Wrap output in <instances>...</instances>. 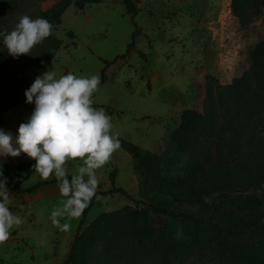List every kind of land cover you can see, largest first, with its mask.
I'll list each match as a JSON object with an SVG mask.
<instances>
[{"label": "rangeland", "instance_id": "374dc122", "mask_svg": "<svg viewBox=\"0 0 264 264\" xmlns=\"http://www.w3.org/2000/svg\"><path fill=\"white\" fill-rule=\"evenodd\" d=\"M59 1L0 0V33H10L25 15L41 18L43 11ZM70 1L57 29L29 55L18 57L43 58L59 46L45 69H25L31 85L46 71H54L57 79L69 73L99 76L92 107L103 109L111 118L112 135L137 146L141 155L154 153L158 164L153 166L165 183L176 182L180 191L188 185H209L222 167L242 168L246 181L263 175L252 186L227 183L225 194L235 199L232 203L222 202L219 193H213L200 204L182 205L183 210L205 211L217 205L220 212L228 213L236 208L237 200L251 199L260 205L264 222V74H252L249 59L252 47L264 39V5L259 0H244L241 8L234 9L232 0H133L138 13L132 17L123 0ZM75 3H83V9L78 10ZM132 41L129 53L108 66L101 82L104 61L124 54ZM15 59L0 36V96L8 92L25 97L27 89L14 74ZM208 75L214 78L219 121L212 129L200 131L186 151H179L169 136L178 127L183 110L204 111ZM34 108V103L24 101L4 111L0 129L15 138ZM19 157L30 160L24 154ZM19 157L0 158V162L15 169ZM33 166L20 171L18 185L36 187L21 195L9 194L8 207L23 222L0 244V264H63L75 235L98 215L123 207L146 208L155 193L152 182L141 177L137 158L121 146L105 166L95 170L97 192L121 187L130 196L97 194L86 213L60 218L61 224L71 225L68 231H61L50 217L67 197L61 195L59 184H44L57 179L54 174L43 180ZM80 166V160L69 161L68 176L76 174ZM113 169L117 173L112 183L109 174ZM149 218L152 228L170 239L186 237L184 228L189 226L181 219L151 211ZM214 233L205 224L201 235L207 247L185 251L175 264H238L215 242ZM90 244L88 264H158L154 253L137 250L121 228L104 232Z\"/></svg>", "mask_w": 264, "mask_h": 264}, {"label": "trees", "instance_id": "16d2710c", "mask_svg": "<svg viewBox=\"0 0 264 264\" xmlns=\"http://www.w3.org/2000/svg\"><path fill=\"white\" fill-rule=\"evenodd\" d=\"M242 1L244 0H232L234 9H238ZM259 1L264 5V0ZM98 2L95 1L93 3ZM70 4V0H60L56 5L42 12L41 18L47 19L53 25L52 32L60 25L61 16ZM123 4L130 16L133 17L138 13L133 0H123ZM75 6L78 10H82L84 5L83 3H75ZM136 33L137 30H135L134 34ZM70 35L72 36V34ZM133 45L134 42L132 41L128 45L126 52L116 57L113 61H104V67L100 73L101 82L104 81L105 70L108 66L118 59L124 58ZM58 48L59 46L56 44L43 58H18L14 60V74L27 90L31 87V83L24 74L25 69H45ZM249 59L251 73L263 75L264 39L258 41L252 47L249 52ZM207 82L204 111L183 110L180 114L178 127L169 136L170 141L179 151H186L200 131L212 129L219 121L213 88L214 78L208 75ZM8 97L10 100L6 99ZM24 101H26V97L10 96L8 92L3 93L0 96V115ZM219 103L221 104V99ZM119 141L123 148L130 150L134 158H137V166L141 170V177L152 182V188L155 193L150 198V203L146 208L123 207L113 212L98 215L89 226L75 235L63 264H88L91 253V240L100 237L108 230L120 228L127 231L137 250H150L154 253L158 264H175L185 251L207 247V240L201 235L205 224L213 227L215 242L226 249L238 264H264V222L261 221L260 205L254 200L248 199L245 202L237 200L238 205H236V208L228 213L220 212L217 205H213L212 209L207 207L205 211L198 209L196 212L185 211L181 208L185 204H200L203 198L213 193H219L218 197L222 202L232 203L235 199L225 194L227 183L252 186L263 179L262 174L246 181L242 177V168L239 170H227L226 167H222L218 171L217 179L211 184H202L199 187L188 185L180 191L176 182L165 183L163 181L158 170L153 166L158 164L153 152L146 151L141 155L137 146L131 145L124 140ZM32 164H35L34 160H24L19 157L16 168L10 169L4 162H0V171L3 172V177L7 178L6 186L9 189V194L21 195L36 187L21 188L18 185L20 171ZM116 173L117 171L113 169L109 174V179L112 183ZM68 179L71 180V177L68 176ZM51 183L59 184V181L53 179L44 184ZM97 194L102 196L110 194L130 196L121 187H111L108 190L96 192ZM91 204L92 201L83 211V214L86 213ZM149 211L167 218L181 219L189 226V228H184L186 237L183 240H172L162 230L152 228Z\"/></svg>", "mask_w": 264, "mask_h": 264}, {"label": "clouds", "instance_id": "9594fccd", "mask_svg": "<svg viewBox=\"0 0 264 264\" xmlns=\"http://www.w3.org/2000/svg\"><path fill=\"white\" fill-rule=\"evenodd\" d=\"M53 25L43 18L33 20L25 15L10 33H0L8 54L14 59L29 55L37 44L52 34ZM99 76L77 77L71 73L56 78L54 71L38 76L25 91L26 102L35 104L26 123L20 124L14 138L0 129V158L26 155L35 161L33 170L43 180L53 174L59 181L62 207L51 213L54 226L68 231L69 223L60 218H77L96 196L99 181L95 170L102 168L121 148L117 135L111 134V118L103 109L92 107L93 94L98 90ZM82 161L76 174L68 179L66 164ZM85 175L88 177L85 181ZM7 178L0 171V244L10 237V230L23 221L8 205Z\"/></svg>", "mask_w": 264, "mask_h": 264}]
</instances>
